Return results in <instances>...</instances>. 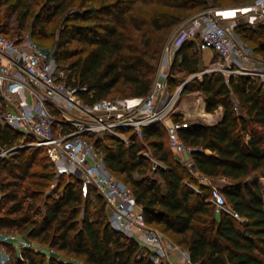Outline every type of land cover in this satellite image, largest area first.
Masks as SVG:
<instances>
[{
    "label": "trees",
    "instance_id": "16d2710c",
    "mask_svg": "<svg viewBox=\"0 0 264 264\" xmlns=\"http://www.w3.org/2000/svg\"><path fill=\"white\" fill-rule=\"evenodd\" d=\"M243 1L0 0V32L10 38L30 34L43 48L56 27L54 57L67 66L74 85L87 88L81 92L86 102L117 94L142 98L152 87L171 30L191 14ZM14 16L15 35L9 27ZM239 31L264 57V26ZM197 51V42L185 43L170 76L175 68L197 74L202 65ZM197 90L205 96L206 112L222 107L223 118L216 124L183 123L179 117L174 122L193 150L195 172L227 180L221 190L242 221L216 212L211 188L174 155L162 124L144 128L142 139L127 133L129 143L110 135L88 139L112 174L131 188L146 223L188 252L193 264H264V194L255 184L264 178V89L248 77L227 82L212 74ZM22 140L20 132L0 124L1 148ZM38 160L40 169L32 171ZM55 177L61 193L46 194ZM0 178V240L8 264H156L147 247L112 227L98 190L86 188L75 176L58 175L44 148L19 149L0 158ZM92 194L101 206L96 213L90 210ZM13 233L26 234L39 248L18 253L19 239L7 238Z\"/></svg>",
    "mask_w": 264,
    "mask_h": 264
},
{
    "label": "built area",
    "instance_id": "2783aa9c",
    "mask_svg": "<svg viewBox=\"0 0 264 264\" xmlns=\"http://www.w3.org/2000/svg\"><path fill=\"white\" fill-rule=\"evenodd\" d=\"M261 26H264V0L225 10L209 9L165 44L157 74L145 97L93 103L81 96L87 88L74 85L68 69L30 34L10 38L0 32V124L25 137L21 145L0 147V158L24 147L44 148L58 175L75 176L86 188L98 190L110 209L112 227L147 247L156 264H193L188 252L146 223L131 188L112 174L102 153L88 137L110 135L129 143L127 133L142 139L144 128L162 124L168 131L172 151L191 153L193 150L179 136L178 125L171 121L181 89L171 92L169 79L180 48L187 42H197L199 51L212 50L217 54L218 59L209 71L224 73L227 82L232 77H248L264 89V61L243 41L239 31L242 27ZM184 164L194 176L198 175L192 161ZM203 179L204 185L212 190L210 201L216 212L242 221L222 190L212 185L209 178ZM28 247V242H21V249ZM0 264H7L1 240Z\"/></svg>",
    "mask_w": 264,
    "mask_h": 264
},
{
    "label": "rangeland",
    "instance_id": "374dc122",
    "mask_svg": "<svg viewBox=\"0 0 264 264\" xmlns=\"http://www.w3.org/2000/svg\"><path fill=\"white\" fill-rule=\"evenodd\" d=\"M250 2V0L248 1H243L240 3H224L222 5H219L220 7H218V9L221 10H225V9H231L234 7H239V6H245L247 5V3ZM208 11V10H207ZM206 11H201L195 14H191L190 16H187L185 19H183L181 21V23H179L173 30H171V32L169 33V35L166 37L165 40V44L172 39L182 28L186 27L193 19H195L196 17L200 16L202 13H205ZM11 24H10V28H11V32L12 34L15 35V31H13V27H15L16 22H15V16L11 18ZM54 31H55V35H53L52 38L46 40L45 42H43L44 46V50L47 51L48 53H50L51 55H55V51H56V43L59 41V31L56 27H54ZM257 43H259L258 41H256ZM164 44V46H165ZM254 46H257V44L255 45L253 43ZM164 49V48H163ZM197 54L200 56V59L202 61V65H201V69L197 74L194 75H189L186 72H183L181 70H179L178 68H175L173 70V74L170 76V83H171V89H174L175 91L178 89L180 90V99L179 102L176 106L175 109V114L172 116L171 121L175 124L174 122V118L175 117H179L182 119L183 123L186 122H196V121H200V122H204L206 123L201 117V111L203 110V103L206 102L205 96L198 91V86L200 85V82L205 78V76H210L212 74H217V75H223V77L226 79L227 81V76L224 75V73H217V72H212L209 71L211 64H209L210 62H214L216 60V56H214V52L212 50H207V51H197ZM256 54V53H255ZM257 55V54H256ZM259 57V59L264 61V57L261 55H257ZM62 66V65H61ZM63 67H67L64 66ZM69 73V71H68ZM69 75V74H68ZM112 100H122L125 99L124 97L120 96V95H115L114 97L111 98ZM204 111V110H203ZM200 113V114H199ZM58 118L62 119V115L58 114L57 115ZM176 125V124H175ZM93 139L98 138V136H92ZM23 142V140L21 141V143L19 145H21ZM28 147H24L22 149H26ZM29 150H31V148H28ZM174 155L176 157H178L183 163L186 162V160L184 158H182L183 155L185 154H175ZM41 159V158H39ZM39 161L37 162V167H34L32 169V171H35L37 169V171L40 169V164ZM46 159L45 160H41V164L46 163ZM50 170L52 171V169L50 168ZM1 179V178H0ZM30 180H27L24 185H27L29 183ZM58 179L55 177L52 180V183L49 187V189L47 188L46 190V194H50L53 193L54 191H56L55 195H59V193H61V189L60 187H58ZM65 181H68V179H66ZM255 184L259 185V187L261 188L263 194H264V178L263 179H259L256 180ZM226 185L225 182L221 181V180H215L214 186L219 187L220 189H223L224 186ZM0 195H1V191H0ZM95 195L96 194H92V201L93 204L91 206V211L96 213L97 211H99L100 209V205L96 202L95 200ZM110 210L108 209V212ZM166 236V235H165ZM1 237L3 238L4 236L1 235ZM17 237L18 240V245L17 248L15 249L16 251H18V253H20L22 251L21 249V242L26 241L28 242V244H30V247L28 248H33L35 250H37V248H39L37 246V243L35 242H31L29 240H27L26 238V234H18V233H13L10 234L7 238L8 239H15ZM167 237V236H166ZM168 238V237H167ZM169 239V238H168ZM4 258L6 259V263L8 257L6 256L5 252L3 253ZM10 257H12V254H9ZM64 256V255H63ZM63 256H59L64 258ZM77 261V260H76ZM79 262V261H78ZM81 263V262H80Z\"/></svg>",
    "mask_w": 264,
    "mask_h": 264
},
{
    "label": "crops",
    "instance_id": "0c3cea01",
    "mask_svg": "<svg viewBox=\"0 0 264 264\" xmlns=\"http://www.w3.org/2000/svg\"><path fill=\"white\" fill-rule=\"evenodd\" d=\"M204 52V51H203ZM214 56H216L217 57V54L216 53H214ZM218 59V57L216 58V60ZM215 60V61H216ZM214 61V62H215ZM213 62H210L209 64H212ZM203 110H204V113L205 114H207V115H209V116H211L212 117V119H208V118H206V117H201L207 124H216V123H218L222 118H223V116H224V109L222 108V107H220L216 112H214V113H207L206 112V102H204L203 103ZM182 158H184L186 161H191L190 160V155L188 154V153H186L185 155H183L182 156ZM197 173V172H196ZM198 175L197 176H194L195 178H197L198 180H199V182L201 183V184H205L206 182L204 181V176H202V175H200L199 173H197ZM201 179V180H200ZM210 179V178H209ZM260 179H263V178H260ZM211 180V184L212 185H214V183H215V180H213V179H210ZM17 245H18V243L15 245L16 246V248H17ZM3 253H4V249H3V247H2V256H3V258H4V255H3ZM5 259V258H4Z\"/></svg>",
    "mask_w": 264,
    "mask_h": 264
},
{
    "label": "bare ground",
    "instance_id": "6f19581e",
    "mask_svg": "<svg viewBox=\"0 0 264 264\" xmlns=\"http://www.w3.org/2000/svg\"><path fill=\"white\" fill-rule=\"evenodd\" d=\"M203 106H204V105H203ZM203 106H202V107H203ZM199 114H200V113H199ZM201 116L206 117V118H208V119H212V117L209 116V115H207V114H205L203 110L201 111Z\"/></svg>",
    "mask_w": 264,
    "mask_h": 264
}]
</instances>
